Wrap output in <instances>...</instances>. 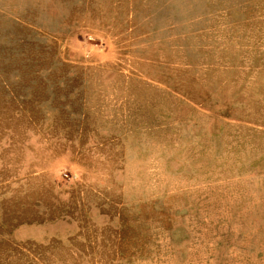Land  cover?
I'll return each mask as SVG.
<instances>
[{"label":"rangeland","instance_id":"obj_1","mask_svg":"<svg viewBox=\"0 0 264 264\" xmlns=\"http://www.w3.org/2000/svg\"><path fill=\"white\" fill-rule=\"evenodd\" d=\"M0 264H264V0H0Z\"/></svg>","mask_w":264,"mask_h":264}]
</instances>
